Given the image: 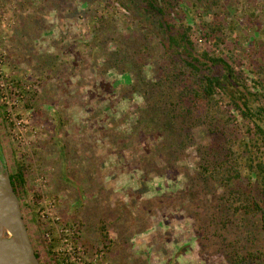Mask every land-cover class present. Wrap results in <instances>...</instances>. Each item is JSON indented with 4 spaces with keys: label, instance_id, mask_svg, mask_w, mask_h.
<instances>
[{
    "label": "rangeland",
    "instance_id": "374dc122",
    "mask_svg": "<svg viewBox=\"0 0 264 264\" xmlns=\"http://www.w3.org/2000/svg\"><path fill=\"white\" fill-rule=\"evenodd\" d=\"M180 2L163 19L175 32L191 25L198 52L227 54L252 85L264 68V0H224L235 31L218 46L202 30L212 12L193 7L187 17L190 1ZM140 12L130 0H0L8 73L31 85L19 105L0 102V146L10 174L27 170L29 190L19 197L38 251L45 233L56 245V259L40 251L41 264H237L235 252L264 251V233L236 243L218 230L226 189L203 176L198 144L181 147L149 115L141 122L170 58ZM221 105L218 118L236 115L235 148L242 144L249 160L254 123ZM198 126L196 142L210 143Z\"/></svg>",
    "mask_w": 264,
    "mask_h": 264
},
{
    "label": "trees",
    "instance_id": "16d2710c",
    "mask_svg": "<svg viewBox=\"0 0 264 264\" xmlns=\"http://www.w3.org/2000/svg\"><path fill=\"white\" fill-rule=\"evenodd\" d=\"M137 1L143 4L139 5ZM189 1L182 8V14L188 17L193 7L201 8L204 14L212 12L202 23L204 36L213 40L216 46L226 44L235 27L228 21L230 12L224 0ZM130 2L137 11H141L140 16L152 19L155 30L164 36L165 49L170 58L169 74L159 85L148 90L150 107L142 115L141 122L147 121L146 116L149 115L155 121L156 129L161 130L165 137L172 136L181 147L198 144L204 158L201 165L203 176L219 182L226 189L216 205L220 216L214 215L218 230L226 228L233 232L238 236L236 243L259 240L264 233V152H260L264 149V68L255 70L259 77L252 79V85H248V78L242 75L243 70L237 72L228 61L227 54L223 56L207 50L198 52L190 37L191 25H181V30L175 32L176 25L163 19L173 14L172 7L175 5L183 6L180 0ZM175 14L177 17H173V21L182 16L179 11ZM122 64L121 70L128 72L126 63ZM140 81L145 82L143 76ZM224 102L233 105L237 113L254 123L248 130L249 141L244 142L245 150L250 153L249 160L241 156L242 144L240 149L235 148L237 139L229 125H232L236 115L232 114L231 119L217 116L222 112L221 104ZM198 125L214 136L210 143L196 142L193 133ZM219 136L224 137L220 144L216 142ZM26 171L24 166H20L16 173H11L18 196L29 190ZM244 180H247L246 185H243ZM42 237L39 238L40 251L44 253L46 250L56 259L52 252L55 243H50L46 233ZM104 238L109 239L107 233ZM32 242L36 247L33 238ZM241 248L243 250L247 245ZM35 251L41 260L37 247ZM234 255L237 256V264H264V251L261 250L248 251L246 255L235 252Z\"/></svg>",
    "mask_w": 264,
    "mask_h": 264
},
{
    "label": "water",
    "instance_id": "95a60500",
    "mask_svg": "<svg viewBox=\"0 0 264 264\" xmlns=\"http://www.w3.org/2000/svg\"><path fill=\"white\" fill-rule=\"evenodd\" d=\"M0 264H41L5 158L0 156Z\"/></svg>",
    "mask_w": 264,
    "mask_h": 264
},
{
    "label": "built area",
    "instance_id": "2783aa9c",
    "mask_svg": "<svg viewBox=\"0 0 264 264\" xmlns=\"http://www.w3.org/2000/svg\"><path fill=\"white\" fill-rule=\"evenodd\" d=\"M2 21H0V31H1ZM6 37L0 32V102L4 107H12L19 105L24 98L25 90H30L31 85L25 84L23 80L16 79L13 77V68L8 73V57L7 49L5 47ZM22 124V122H19Z\"/></svg>",
    "mask_w": 264,
    "mask_h": 264
},
{
    "label": "flooded vegetation",
    "instance_id": "af4514ba",
    "mask_svg": "<svg viewBox=\"0 0 264 264\" xmlns=\"http://www.w3.org/2000/svg\"><path fill=\"white\" fill-rule=\"evenodd\" d=\"M0 156H2L4 158V154L2 151H0ZM7 163V162H6ZM8 165V164H7Z\"/></svg>",
    "mask_w": 264,
    "mask_h": 264
},
{
    "label": "crops",
    "instance_id": "0c3cea01",
    "mask_svg": "<svg viewBox=\"0 0 264 264\" xmlns=\"http://www.w3.org/2000/svg\"><path fill=\"white\" fill-rule=\"evenodd\" d=\"M3 23H4V22H3ZM11 23H12V22L10 21L9 24H11ZM14 55H15V54H14ZM11 57H12V59H14V58H13V53H12V52H11Z\"/></svg>",
    "mask_w": 264,
    "mask_h": 264
}]
</instances>
